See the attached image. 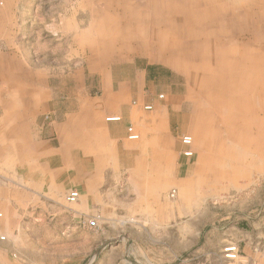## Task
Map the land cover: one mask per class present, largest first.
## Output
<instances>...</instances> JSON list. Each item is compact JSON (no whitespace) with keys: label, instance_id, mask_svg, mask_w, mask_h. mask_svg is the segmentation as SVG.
Wrapping results in <instances>:
<instances>
[{"label":"crops","instance_id":"crops-1","mask_svg":"<svg viewBox=\"0 0 264 264\" xmlns=\"http://www.w3.org/2000/svg\"><path fill=\"white\" fill-rule=\"evenodd\" d=\"M152 12L153 9L144 6L142 0H107V11L102 13L99 22L104 32L96 34L97 38L93 35L95 46H99L97 53L95 50L93 54L94 62L103 64L94 66V75L98 73L94 85L97 83L99 91L94 96L88 95L85 86L80 85L79 70L64 75L63 70L61 73V70L57 71L48 56L41 58L40 65H28L29 60L24 58L27 67L20 73L16 66L11 70L6 67L8 74L0 72V212L7 216L8 223L6 229H0V235L9 243L11 239L22 238L56 239V225L63 221L72 224L90 216L108 220L124 206L126 199L120 192L126 174L136 199L130 205V212L151 205L159 213L160 194L176 187L181 196L182 189L192 177L189 165L195 154L193 143L192 157L180 153V139L188 135L186 132L197 135L199 162L205 164L204 170L199 165L197 171L201 177L214 172L220 175L225 159L231 160L229 153L222 155L217 151L219 146L228 149L226 143L250 140L247 136L243 140H225V132L222 133L217 122L211 125L203 119L199 122H171L169 110H181L182 105L175 100L176 96L169 87L164 91L171 96L173 103H177L172 108L168 103L156 106L157 110L150 116L134 112L129 107L132 94L138 100H144L145 86L153 89L157 85L147 80L146 69L123 71L117 75L111 69L113 66L109 72L107 65L127 63L131 43L142 41L139 32L147 16L151 20L148 28H152ZM176 20V15L170 19L173 25ZM135 24L137 37L127 29L128 25ZM157 26L165 27L163 24ZM54 58L57 62L58 58ZM10 62L15 63L7 60L6 64ZM3 67L0 65L1 71L5 70ZM155 101L146 100L145 104L155 107ZM112 116L120 117V121H106ZM207 125L211 133L214 131L212 134L220 136L203 137L209 131ZM129 126L139 136L135 141L127 139ZM174 126L180 130L174 131ZM253 137L249 144H254V149L259 142L264 143L263 140H253ZM251 158L253 166L256 165V157ZM201 177L199 180L205 183ZM188 187L193 189L191 185ZM71 192L79 195L74 203L66 201ZM19 208L23 210L18 211ZM167 217L170 220L171 215ZM21 221L30 225L21 229L16 227ZM235 234L230 240L245 254L241 256L246 259L243 263L264 264V256L256 258L250 254L259 236L239 229ZM93 237L90 233L79 232L74 238L90 240ZM38 245L47 247V241ZM218 259L219 264H239L225 260L222 250ZM1 263L48 264L44 257H22L10 263L0 249Z\"/></svg>","mask_w":264,"mask_h":264},{"label":"rangeland","instance_id":"rangeland-1","mask_svg":"<svg viewBox=\"0 0 264 264\" xmlns=\"http://www.w3.org/2000/svg\"><path fill=\"white\" fill-rule=\"evenodd\" d=\"M190 2L192 7L195 8L197 5L199 9L206 7L205 2H211L215 6L221 4L226 12L230 11L229 14L235 7L233 4H237L243 8L241 13L247 7L249 9L254 7L255 9L251 11L255 16L264 15L262 10L264 0H191ZM254 2L255 5L252 4ZM106 11L107 0H0V65L5 68L4 71H1V68L0 72H4V75L8 74L7 72L16 66L20 73L27 67L24 58L29 60L28 65L31 63L40 65L41 58L48 56L49 60H53L52 65L58 69L57 71L61 70V73L63 70L64 75L79 70L80 85L85 86V92L93 96L95 93L98 94L97 83L94 85L98 73L94 75L93 71L94 66H103V64L94 62L93 54L95 50L97 53L99 46H95L93 35L104 32L99 22L100 18H103L102 13ZM128 15L130 20V13ZM226 17L229 19L231 16ZM187 18L190 20L188 16ZM180 19L185 21L180 17H177L176 21ZM231 22L227 23L231 24ZM184 23L181 24V29L174 33L182 35L185 31ZM248 25L245 27L246 29L250 27L251 31L252 22L250 21ZM158 28L160 27L149 29L148 43L140 40L131 43L129 48L132 51L129 49L127 52V63L109 64L107 70L110 72L112 69L118 75L123 71L135 72L146 69L149 76L147 80L157 85V88L153 89L145 86L144 100H138L132 94L128 103L134 112L151 116L157 110L156 106L168 103L172 108L173 104L177 103H173L171 96L164 91L169 87L176 96L175 100L182 105L181 110H169L171 122H199L200 119L196 117H200V114L196 115L195 112L203 104L204 93L209 91H195L193 81L187 80L183 73L173 70L172 66L170 67L169 63L163 60V53L157 44L149 42V38L156 34ZM127 29L132 30L134 37L139 36L136 24L128 25ZM250 31V35H245L243 39H253ZM106 34L107 31L104 35ZM259 35L260 38L264 37V32ZM90 36H92L91 40H89ZM146 46L151 49L148 50ZM54 57L58 58L57 62H54ZM7 60L15 63L6 64ZM192 89L189 96L188 91ZM150 93L164 97L151 98ZM153 99H156L155 107L153 106L150 111L144 110L146 100ZM224 99L222 94H216L213 102L218 104ZM262 127L264 124L260 126L254 123L250 130L254 136H257L263 133ZM173 129L177 131L180 127L174 126ZM250 130L249 133L247 132L249 135H251ZM222 133L224 134L223 130ZM185 134L193 138L195 154L189 165L193 174L188 185L181 191L182 197L176 187L160 194L159 213L157 209L150 207L151 205L132 209L130 212V205L136 199L126 174L123 178V191L120 192L126 200L119 213L107 218L106 221L102 217L90 216L72 224L60 222L56 225L58 237L56 239L22 238L11 239L9 243L5 236L0 235L4 237V241L0 240L4 259L12 263L22 257L32 259L44 257L48 264H219L218 256L221 250L227 242L235 243L231 242L230 237L236 235L237 229L244 233L255 232L259 236L258 243L251 249L250 254L253 253L256 258L263 257L264 143L259 142L255 149L254 144L252 145L251 142L249 144L250 140L226 143L228 149L222 147L217 150L219 153L221 151H224V154L229 153L231 158V160L225 159L221 174L217 175L214 172L201 177L197 174L200 165L198 139L195 137L196 134L193 135L191 132ZM203 137L207 138L206 135ZM252 156L256 157L254 166ZM203 166L205 167V164L202 163L200 168L204 170ZM200 177L205 183L199 180ZM190 185L193 189L189 190ZM173 191L175 193L172 197ZM19 209L18 211L23 210ZM168 214L171 215L170 220L167 219ZM1 215L0 212V229H6L7 216ZM87 218H95L96 221L88 223L84 221ZM26 225L30 223L24 221L20 224L16 223V227L19 226L20 229ZM79 232L90 233L94 239L74 238ZM46 241L47 247L38 245ZM31 243L35 245L31 246ZM243 254L240 247V261L246 262V259L241 257Z\"/></svg>","mask_w":264,"mask_h":264},{"label":"bare ground","instance_id":"bare-ground-1","mask_svg":"<svg viewBox=\"0 0 264 264\" xmlns=\"http://www.w3.org/2000/svg\"><path fill=\"white\" fill-rule=\"evenodd\" d=\"M142 1L144 6L153 9L151 26H165L164 29L161 26L149 42L157 44L163 53V60L173 70L194 82L195 91H209L204 93L203 104L195 112L200 117L196 118L208 124L217 122L219 128L226 132L225 140H243L244 136L252 140L250 129L253 124H264V37L259 35L264 32V15L255 16L251 11L254 7H247L241 13L243 8L237 4H233L235 7L229 14L230 11L226 12L221 4L215 6L211 2H205L206 7L199 9L197 3L195 8L192 7L191 0ZM252 4L255 5V2ZM173 15L185 21L180 19L173 25L170 21ZM227 15L231 17L228 19ZM187 16L190 20L186 19ZM247 20L253 24V39H243L245 35H250V27L246 29L249 26ZM150 21L149 16L143 20L139 32L142 42L148 43ZM226 21L232 22L228 24ZM183 22V30L187 32L173 34L180 30ZM216 94H222L225 99L215 104ZM208 128L205 133L207 138L220 136L212 134L214 131L211 133ZM260 138L264 140V131L254 136L253 140ZM219 148L222 149L221 146ZM209 150L212 152L211 148Z\"/></svg>","mask_w":264,"mask_h":264},{"label":"built area","instance_id":"built-area-1","mask_svg":"<svg viewBox=\"0 0 264 264\" xmlns=\"http://www.w3.org/2000/svg\"><path fill=\"white\" fill-rule=\"evenodd\" d=\"M149 96L151 98L155 97L157 99H162L164 96L163 95H157L155 96L153 93H150ZM153 106L151 104H146L144 105L143 109L150 111L152 110ZM106 121L108 122H116V121H120V117L118 116H112V117H108L106 118ZM127 139L130 141H135L139 138L138 134L134 131L133 127L129 126L127 128ZM181 142V150L180 153L181 155H183L184 157H192L193 156V151H192V137L189 135L183 136L180 140ZM174 191L172 192L171 196H174ZM78 193L77 192H71L67 197H66V201L68 203H74L76 202V200L78 199ZM84 219V218H83ZM82 219V220H83ZM81 220V221H82ZM88 223H92L93 221H95V218H87L86 220H84ZM4 237H0V240H3ZM222 256L225 260H228L230 262H239L240 264H247V263H243L240 261V249L238 247L237 244L235 243H229L226 246L223 247L222 249ZM250 264H256V263H250Z\"/></svg>","mask_w":264,"mask_h":264}]
</instances>
